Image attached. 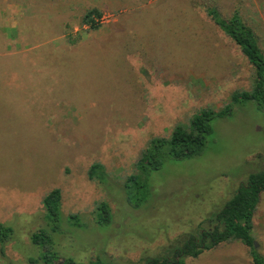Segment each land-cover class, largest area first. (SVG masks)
I'll return each mask as SVG.
<instances>
[{"label": "rangeland", "instance_id": "rangeland-1", "mask_svg": "<svg viewBox=\"0 0 264 264\" xmlns=\"http://www.w3.org/2000/svg\"><path fill=\"white\" fill-rule=\"evenodd\" d=\"M181 1L178 10L172 0H0V224L13 230L0 237V264H51L48 249L62 261L143 264L196 232L264 168V113L250 102L213 122L204 154L137 171L153 139L252 87V66L196 2L225 16L239 10L264 49V0ZM94 7L103 13L96 32L82 25ZM92 50L96 64H83ZM94 165L102 171L91 177ZM54 189L58 221L44 205ZM254 219L264 257V193ZM40 231L51 244L34 243ZM186 263L253 259L232 242Z\"/></svg>", "mask_w": 264, "mask_h": 264}, {"label": "trees", "instance_id": "trees-1", "mask_svg": "<svg viewBox=\"0 0 264 264\" xmlns=\"http://www.w3.org/2000/svg\"><path fill=\"white\" fill-rule=\"evenodd\" d=\"M172 1L175 9L179 10L182 1ZM196 3L200 8L205 9L204 12L210 24L218 28L222 35L239 49L242 56L246 57L253 68L252 87L250 90L235 91L229 102L221 109L212 107L202 109L191 118L188 126L176 127L169 138L153 139L136 165L137 171L142 176L143 174L159 171L169 162L189 160L204 154L214 133L213 122L219 118L232 117L236 106L253 102L257 109L264 113V49L255 30L248 24L239 10H235L230 16H225L218 6ZM102 15L100 9L91 8L85 12L82 25L88 27L89 31H99L102 27L100 21ZM211 25L209 27H212ZM105 39L106 37L102 40ZM106 42L104 41V44ZM70 43L74 46L78 44L77 41H71ZM106 45H109V42ZM115 45L113 41V46L115 47ZM69 55L72 56L70 53ZM86 55L89 59L83 61V64H94L93 50L87 52ZM21 67L22 65L18 66L19 73L23 75L30 73V66L29 68L23 66V70ZM46 74L51 75L52 73L46 71ZM96 169L102 171V167L94 165L90 172L91 177L94 176ZM138 180L140 178L133 177L130 182L135 181L138 190L147 192L146 180L143 178L141 183ZM262 193H264V168L253 173L246 183L241 184L233 197L219 211L203 221L196 232L184 236L176 245L169 248L164 255L147 258L143 264H187L188 258H198L205 251L232 242H241L249 248L253 264H264V257L255 248V238L253 236V220ZM61 201L62 192L59 189L52 190L45 198L44 205L55 221L60 220ZM106 209L105 217H107ZM72 217L76 219L78 216ZM12 234L13 230L10 227L0 224L1 241L10 240ZM33 240L37 245H49L52 242V238L44 231L35 233ZM51 252L52 250L48 249L45 253L51 264H107L102 261L90 263H77L73 260L62 261L59 256H51Z\"/></svg>", "mask_w": 264, "mask_h": 264}, {"label": "crops", "instance_id": "crops-1", "mask_svg": "<svg viewBox=\"0 0 264 264\" xmlns=\"http://www.w3.org/2000/svg\"><path fill=\"white\" fill-rule=\"evenodd\" d=\"M256 215V214H255ZM254 221V229L255 228H257V227H259V224H258V222H256V220L254 219L253 220ZM263 224H264V220H263ZM264 228V227H263Z\"/></svg>", "mask_w": 264, "mask_h": 264}]
</instances>
